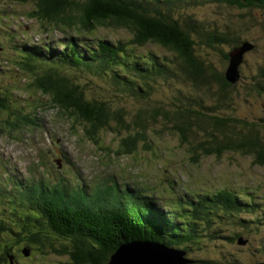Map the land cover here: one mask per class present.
Here are the masks:
<instances>
[{
	"label": "trees",
	"instance_id": "16d2710c",
	"mask_svg": "<svg viewBox=\"0 0 264 264\" xmlns=\"http://www.w3.org/2000/svg\"><path fill=\"white\" fill-rule=\"evenodd\" d=\"M7 1L11 4L32 2L35 7L31 5L29 16L72 30L52 43L17 46L20 57L11 60L17 70L26 73L28 90L52 99L53 105H50L82 124L90 140L99 138L104 129L118 134L126 132L119 140L120 150L115 153L139 152L140 144L148 153L156 154L159 151L153 145L155 137L149 130L158 125L160 131L153 128V132L159 137L166 130L178 133V140L192 153L191 160L198 157L194 162L203 154L214 153L220 157L225 151L236 150L252 154L254 162L264 164V138L257 128L263 125L264 117L248 119L232 111L243 95L247 99L263 96L264 68L251 74L252 79L260 77L259 81L239 87L243 81L240 69L239 80L229 82L225 69L214 65L209 53L216 51L229 62V52L244 42L240 33L233 26H213L191 12L194 6L207 1L237 6L245 12L244 8L255 6L261 0ZM239 24V31L251 25L245 24V20ZM120 28H127L129 34L116 38L108 35L109 30ZM198 48L202 49L199 54ZM84 68L106 78L118 92L125 91L144 103L129 108L111 100L88 97L87 84H81L69 73L70 69ZM14 90L7 89V94ZM5 96L0 92V109L9 107L3 101ZM38 101L42 102L40 98ZM166 155L161 158L170 160L171 156ZM167 174L161 182L163 195L158 193L160 188L155 184L124 189L116 180L106 184V195L97 194L99 185L89 192L78 191L72 195L71 190L80 185L75 179L68 181L72 188H66L63 179L57 184L41 180L34 188L25 183V189L13 197L17 199L10 228L16 236L2 237L5 245H0V264H22L19 257L11 256L17 250L28 257L54 251L58 255L68 254L73 264H106L122 244L143 240L159 241L185 251L194 246L201 249V240L208 238H200L199 230L208 234L217 209L237 218L242 216L238 213L242 209L248 214L258 212L261 200L246 188L221 186L203 192L188 188L176 195L179 179L172 170L168 169ZM27 191L31 193L26 196ZM222 228L211 230L209 238H224L220 234L225 230ZM214 232L218 234L213 235ZM241 235V231H234L231 241ZM66 241L71 250L67 249ZM16 242L24 244L30 254L17 249ZM185 257L190 260L188 264L204 260Z\"/></svg>",
	"mask_w": 264,
	"mask_h": 264
},
{
	"label": "rangeland",
	"instance_id": "374dc122",
	"mask_svg": "<svg viewBox=\"0 0 264 264\" xmlns=\"http://www.w3.org/2000/svg\"><path fill=\"white\" fill-rule=\"evenodd\" d=\"M261 4L264 5V0H261V3L256 1L255 6L250 5L251 7L244 8L245 12H241L242 10L237 6L227 4L222 6L218 2L207 1L194 6L191 10L195 15L199 14L201 18L208 20L213 26L220 28L233 26L240 33L242 41L254 44V48L246 52L241 64L243 81L239 82V87H242L244 83L250 84L255 80L259 81L260 77L255 76L256 78L252 79L253 75L251 74L258 72L262 67L264 68V6ZM31 5L35 7L32 2L11 4L7 0H0V46L2 47L0 48V92L7 96V99L5 96L3 101L9 105L8 108L0 109V160L6 162L8 173L13 181L24 180L26 184L31 185L32 179L46 181L47 173H51L52 177L72 176L74 173L72 169L64 166L63 163L61 168H58V165L53 163L56 159H62V157L65 159L67 156L77 167V170L86 176L83 181L87 180V182L92 179L91 175L99 177L113 174L120 179L118 182L122 185H125L126 181L129 182V186L155 184L160 188L158 193L163 195L164 186L161 182L167 177L169 169L179 179L176 195L184 193L188 188L202 192L205 190L214 191L221 186L239 190L246 188L250 192H255L261 200L258 203V212L248 214L247 210L242 209L238 212L242 213V216L237 218L234 214L224 212L220 208L217 209L216 213L218 214L214 215L215 221L210 226L208 234L204 230H199V233L202 234L200 238L206 236L208 239L201 240V249L194 246L195 248L187 251V255L195 260L197 258L204 259L198 263L190 264H260L264 262V164L254 162L252 154H243L236 150L225 151L220 157L215 156L214 153L207 156L203 154L197 162H194L193 160L198 157L191 160L192 153L190 154L186 145L178 140V133L166 130L165 135L159 137L153 132V128L160 131L158 125L153 126L149 130V134L155 137L153 145L155 150L159 151L160 156L158 152L156 154L148 153V150H145L140 144H138L139 152L134 151L127 155L115 153L116 150H120L119 140L121 136H126V132L118 134L111 129H104L100 132L102 135L95 138L96 141L90 140L91 138L86 135L87 133L85 134L86 131L82 124L64 116L58 109L50 105L53 102L52 99L50 100L48 96L43 98L39 92L32 89L28 90L27 81L24 78L26 73L13 66L15 64L11 58L20 57L15 47L23 46V44L33 45L38 42L52 43L53 40L72 31L70 27H54L55 22L29 16L28 11L32 9ZM241 20H245V24L251 25L245 26V30L239 31V21ZM249 21H251L250 24ZM100 32L102 31L100 30ZM108 33L109 36L115 38L129 34L127 28L109 30ZM152 47L158 50L157 45L152 44ZM225 49L230 51L229 47H225ZM139 50L143 51L144 49ZM201 50L198 48L196 52ZM209 56L214 65L226 69L228 62L223 60L216 51H210ZM69 73L81 84H87L88 97L111 100L116 105L125 104L129 108H135L137 103H144L137 97L126 94L125 91L118 92L113 84L106 78L96 75L97 72L93 70L70 69ZM262 76L264 77V73ZM12 88L15 90L7 94V89L10 91ZM183 88L186 90L188 86L185 84ZM33 94H35L34 98ZM163 95L165 96V92ZM38 98L42 102L39 103ZM35 102L40 106L33 104ZM232 111H235L237 115L246 116L248 119L257 120L264 117V94L261 97L252 96L249 99L243 95ZM111 120L114 121L113 118ZM257 128L261 130L260 135L264 138V123ZM154 131L157 132L156 129ZM171 145L177 147L170 148ZM169 148L173 150H168ZM164 154L171 156L170 160H167L169 158L162 159ZM41 171H44L46 175ZM9 188L8 185L7 189ZM1 198L2 196H0ZM9 205L11 204L9 203ZM5 212L7 211L0 210L1 215L8 216ZM220 227L225 229L220 233L224 238L210 239L211 230ZM234 231H241L243 235L239 236L236 241H231L230 236ZM215 233L218 234V232H214L213 235ZM0 234H2L0 239L8 235L16 236L7 226L0 231ZM243 237L248 239L247 242H243L245 239ZM55 244L59 243L55 242ZM67 244V249L71 250V245L68 242ZM15 247L25 250L24 244L20 245L16 242ZM152 250L155 249L152 248ZM16 252L22 264H73L66 253L58 255L56 252L50 251L43 255L38 252L35 256L28 257L21 255L18 250ZM124 252L121 253L119 259L117 258L118 260L114 258V261L117 260V264H122L124 261L126 257ZM170 258L174 260L178 256L170 254ZM146 260L149 261L144 258L140 262ZM134 261L138 263L137 259ZM210 261L211 263H208ZM110 262L111 260L108 263L110 264Z\"/></svg>",
	"mask_w": 264,
	"mask_h": 264
},
{
	"label": "water",
	"instance_id": "95a60500",
	"mask_svg": "<svg viewBox=\"0 0 264 264\" xmlns=\"http://www.w3.org/2000/svg\"><path fill=\"white\" fill-rule=\"evenodd\" d=\"M253 48L254 44L252 42L245 41L229 52L230 59L225 69V77L229 82L235 83L239 80L241 76L240 67L243 63L244 55ZM152 248L155 250L153 251ZM123 251H125L124 253L126 257L122 264H184L190 261L184 258V253L181 250L170 248L165 244L153 241H132L122 244L117 249V251L110 257V264H117V260ZM170 254L177 255L178 258L173 260L170 258ZM114 258L118 259L114 261ZM144 258L149 259V261L146 260L145 262H140V260ZM136 259L138 263L134 261ZM260 264H264V262Z\"/></svg>",
	"mask_w": 264,
	"mask_h": 264
}]
</instances>
